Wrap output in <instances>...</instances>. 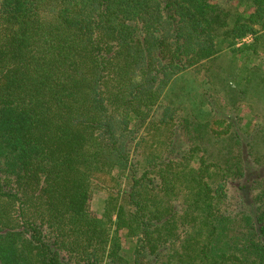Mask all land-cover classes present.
I'll return each mask as SVG.
<instances>
[{"label":"trees","instance_id":"trees-1","mask_svg":"<svg viewBox=\"0 0 264 264\" xmlns=\"http://www.w3.org/2000/svg\"><path fill=\"white\" fill-rule=\"evenodd\" d=\"M247 35L264 0H0V264H264V134L174 92Z\"/></svg>","mask_w":264,"mask_h":264},{"label":"rangeland","instance_id":"rangeland-1","mask_svg":"<svg viewBox=\"0 0 264 264\" xmlns=\"http://www.w3.org/2000/svg\"><path fill=\"white\" fill-rule=\"evenodd\" d=\"M233 6L237 7V4L235 3ZM237 9L240 8L237 7ZM251 42L252 36L247 35L235 44L233 47L235 50L229 52L227 47L223 46L221 49L223 51L219 53L222 57L202 68L190 69L188 74L178 80L174 86V92L178 94L181 101L186 100L184 91L198 87L200 91H209L210 101L217 98L215 108L219 106L223 108L218 113L225 118L226 122L216 126L213 131L215 133L225 131L226 126L230 125L232 131L238 133L247 131L249 133L252 130L255 131L254 128H256L258 134L254 133V135L261 137L264 134V45L258 46V54H254L253 60H250L246 54L248 53L247 47ZM253 63L260 66L259 72L253 69ZM206 73H211L212 78L209 79ZM234 90V93L239 94L246 103L242 104L236 98L231 97ZM214 92L215 94L211 97ZM221 96L225 103L220 102ZM200 108L205 112L209 110L206 104ZM180 136L178 135V137ZM209 136L207 132L204 133L203 141L207 142ZM106 195V191L98 186H93L90 189L87 205L92 216L102 217L106 205ZM114 237L120 243V255L128 263H131L134 248L133 239L127 235L125 230H119L114 234Z\"/></svg>","mask_w":264,"mask_h":264}]
</instances>
